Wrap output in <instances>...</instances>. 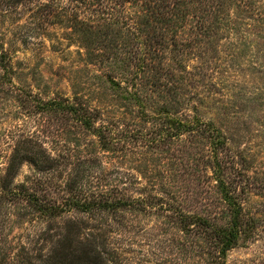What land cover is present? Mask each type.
<instances>
[{"label": "rangeland", "instance_id": "obj_1", "mask_svg": "<svg viewBox=\"0 0 264 264\" xmlns=\"http://www.w3.org/2000/svg\"><path fill=\"white\" fill-rule=\"evenodd\" d=\"M210 4L216 24L197 37L186 28L188 42L152 54L144 71L124 29L141 17L137 3H122L116 26L80 1L3 7L0 264H22L26 253L44 264L70 220L104 227L105 264H264V0ZM74 15L91 28L75 26ZM52 100L94 110L105 147L72 114L45 107ZM25 148L43 151L45 165L23 160ZM221 186L240 214L224 256L216 231L232 225L235 207ZM73 187L132 205L107 226L97 215L63 209L49 219L30 206L31 195L62 206ZM6 190L16 191L12 201Z\"/></svg>", "mask_w": 264, "mask_h": 264}, {"label": "trees", "instance_id": "obj_2", "mask_svg": "<svg viewBox=\"0 0 264 264\" xmlns=\"http://www.w3.org/2000/svg\"><path fill=\"white\" fill-rule=\"evenodd\" d=\"M25 1L27 0H0V12L3 13V7L7 9L12 7L15 8ZM73 1H80L81 4L87 7L86 11L87 13H90L91 17L99 16V14L111 16L110 24H113L114 26L120 24V16H118V13L122 3L131 1L141 5V17H139L138 20H127L128 23L125 24L124 29H126L128 34H131L133 40L136 42L138 41V49L141 50V54H135L136 57L139 56L143 58V63L145 65L143 68H139L143 71L146 68V63L151 61L152 54L157 53L156 56L158 57L162 53L165 56L170 44L173 46L186 44L188 41L182 36V33L186 28L189 27L190 30L193 31L192 36L197 37V35L203 30H207L211 28L213 24H216L215 20L217 18L216 15L215 17L213 16L215 12H213V8H211L212 5L210 4V0ZM41 7H44V5ZM111 11H114V14L110 13ZM7 13H10V11ZM71 18L76 21L75 26L82 25L84 28H87L86 30L91 28V25L87 23V21H77L75 15ZM51 106H56L59 110L67 111L72 114V117L74 119L77 118L87 130H92L93 133L97 134L96 136L99 137V142L105 147V133L107 131L105 127L107 126H101L100 129L95 126V122L99 116L97 113H94V110L93 112L86 111V114H80V108L78 106L69 105L65 100H52L45 105V107ZM178 125L184 126L183 124ZM185 127L186 129H191V126ZM218 138V134H216L214 139L218 140ZM42 152L43 151L33 152V149L25 148L22 159H28L36 167H42L45 165V161L42 158ZM28 153L34 154L33 156H30ZM51 162V160H48V165H50ZM68 189L69 194L66 199H64L62 206L43 203L34 195L29 196L30 206H32L40 216H47L49 219L60 217L63 209H67L68 211L74 210L76 212L93 216L97 215L106 222L100 224H105L107 226L116 220L113 218L112 221L109 222L113 216L123 210L130 209L128 207L132 205L129 200H110L108 191L97 194L83 191L80 187ZM6 191L9 197L6 198L9 199L8 201H12L11 199L15 197L16 191ZM221 191L224 193L223 197L226 202L235 207V215H233L232 225L227 228L221 227L216 231L218 245L220 246L221 254L224 256L228 250L233 248L237 241L240 214L236 204L231 197L228 196L224 186H221ZM140 201L144 202L142 200ZM68 222V224L61 228L64 232L60 236L61 239L58 240L59 247L53 251L52 255L48 257V260L44 261V264H105V259L103 257L105 251H103V249L105 248L104 246H106V243L104 242V240H106V230L104 227L101 225L91 226V223H86L85 221L70 220ZM26 254H28L27 260L22 261V264H33L34 260L43 259V257L37 258L32 254Z\"/></svg>", "mask_w": 264, "mask_h": 264}]
</instances>
